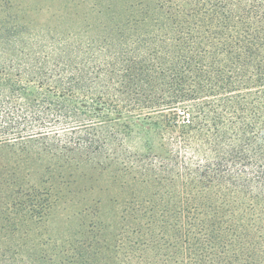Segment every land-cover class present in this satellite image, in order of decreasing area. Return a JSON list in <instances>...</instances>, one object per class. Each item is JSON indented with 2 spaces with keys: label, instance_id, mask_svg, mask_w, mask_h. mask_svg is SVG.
<instances>
[{
  "label": "trees",
  "instance_id": "16d2710c",
  "mask_svg": "<svg viewBox=\"0 0 264 264\" xmlns=\"http://www.w3.org/2000/svg\"><path fill=\"white\" fill-rule=\"evenodd\" d=\"M0 229V264H264V0H0Z\"/></svg>",
  "mask_w": 264,
  "mask_h": 264
},
{
  "label": "rangeland",
  "instance_id": "374dc122",
  "mask_svg": "<svg viewBox=\"0 0 264 264\" xmlns=\"http://www.w3.org/2000/svg\"><path fill=\"white\" fill-rule=\"evenodd\" d=\"M32 17H35V15H33ZM67 212H63V213H60V214L58 213V214L52 215V217L49 219V222L47 223V227H43V228H40V229L41 230H46L47 229L48 233H50V234H57V233H60L62 235L65 234L69 230V228L71 226H73V224L67 220V217H66L67 216L66 215ZM63 217H65V218H63ZM1 224H3V225H12V226L15 225V224L12 223V220H11V222H9V221H7L5 219L2 220ZM17 226L20 227L21 225H17ZM1 235H6L5 230L2 229ZM19 240H20L19 238L14 239V240H9L8 244L16 243ZM0 242L3 243L2 245H8V244H6L7 242H3V241H0Z\"/></svg>",
  "mask_w": 264,
  "mask_h": 264
}]
</instances>
